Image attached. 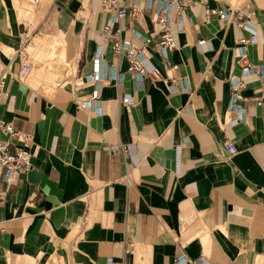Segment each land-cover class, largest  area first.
I'll return each instance as SVG.
<instances>
[{
	"label": "crops",
	"instance_id": "0c3cea01",
	"mask_svg": "<svg viewBox=\"0 0 264 264\" xmlns=\"http://www.w3.org/2000/svg\"><path fill=\"white\" fill-rule=\"evenodd\" d=\"M196 1L185 28L174 31L170 59L178 68L168 70L151 45L152 58L142 60L163 78L140 81L102 35L110 14L99 0H43L31 9L33 22L22 0H0V70H9L0 121L30 134L36 151L32 170L0 183V264H175L181 254L264 264V0H208L220 8L251 2L255 11L256 42L246 49L261 69L243 78L239 122L232 121L239 114L230 110V79L243 75L235 47L245 32L234 20L207 17L204 0ZM121 25L136 41L126 29L155 31L150 14ZM25 30L70 38L74 72L54 88L44 85L52 92L17 78ZM99 45L109 80L88 108L81 101L95 87L89 75ZM169 76L185 86L171 92ZM125 94L134 98L130 112ZM227 140L237 153L227 152ZM131 242L134 253L126 251Z\"/></svg>",
	"mask_w": 264,
	"mask_h": 264
},
{
	"label": "built area",
	"instance_id": "2783aa9c",
	"mask_svg": "<svg viewBox=\"0 0 264 264\" xmlns=\"http://www.w3.org/2000/svg\"><path fill=\"white\" fill-rule=\"evenodd\" d=\"M43 0H23L26 9L35 10ZM103 12L109 13L103 28L102 35L107 39L109 46L117 58H125L128 63V72L138 80L146 77L156 79L163 78L162 70L159 66H147L142 58H152L150 46L153 45L155 51L162 58L165 67L168 70H176L178 64L170 59V54L177 47L175 39V28L183 30L185 24L183 17L186 9L195 5L196 0H99ZM205 14L207 17L217 15L221 20L230 22L234 20L243 33L236 42L237 62L243 66V75L241 77L232 75L231 77V99L230 110L236 111L239 116L233 119V122H239L245 114V108L240 104L244 99L243 78L252 73L259 72L261 67L254 70V66L249 61L247 46L256 42V24L255 11L251 2H247L243 6L233 7L229 5L226 8L210 7L208 0H204ZM150 14L155 31L150 34H144L135 29H126V33H130L136 37L138 41L124 37V29L121 21L124 18L138 19L142 16ZM28 24V23H27ZM25 45L18 50L21 60V68L17 73L19 80L28 78L32 70L31 54L28 45L33 40L29 30H25ZM104 60L102 46L99 45L93 58V72L89 75L91 81L95 83V87L90 96L81 101L82 105L88 108H94L100 100V90L109 80V77L101 74V64ZM121 74L120 68L116 67L114 76L117 78ZM9 70L5 67L0 70V101L5 94L6 81ZM168 88L171 92H176L185 86L183 78L174 76L166 77ZM262 103L264 94L258 98ZM121 102L125 109L130 112L134 105V98L130 94H125ZM97 107V106H96ZM0 129L4 132L5 137L0 138V183L2 180L10 182L12 177L17 173H27L34 167V157L36 156L35 142L32 136L15 128L10 121H0ZM224 146L229 154L237 153V147L234 142L227 140ZM5 192L0 186V201L3 200ZM127 252H135V244L129 243ZM53 264H62L60 258H53ZM211 264L203 258L190 260L184 254L175 258V264ZM108 264H118V262L110 259Z\"/></svg>",
	"mask_w": 264,
	"mask_h": 264
},
{
	"label": "rangeland",
	"instance_id": "374dc122",
	"mask_svg": "<svg viewBox=\"0 0 264 264\" xmlns=\"http://www.w3.org/2000/svg\"><path fill=\"white\" fill-rule=\"evenodd\" d=\"M28 11L26 13L27 17H30L29 21H32L34 18L31 17V14H28ZM40 32L42 31L38 30L36 34ZM44 33L55 34V32L51 31H44ZM64 38L65 40L55 36H33V41L28 46V50L31 53L30 61L33 63V66L27 82L34 83L35 85H33L39 87L41 90L52 92L48 89L57 86L68 75L69 78L67 80H70L74 72L71 70V63L67 58V51L69 54L70 48V38L67 34H65ZM61 260L62 264H67L63 259ZM48 264L53 263L49 261Z\"/></svg>",
	"mask_w": 264,
	"mask_h": 264
},
{
	"label": "bare ground",
	"instance_id": "6f19581e",
	"mask_svg": "<svg viewBox=\"0 0 264 264\" xmlns=\"http://www.w3.org/2000/svg\"><path fill=\"white\" fill-rule=\"evenodd\" d=\"M22 1H23V0H22ZM16 2H17V1H16ZM22 7H23V6H22ZM20 10H21V8H20ZM23 11H24V10H23ZM23 14H24V12H23ZM28 14H29V15L31 14V17L33 18L34 15H33V12H31V10L28 11ZM30 54H31V53H30Z\"/></svg>",
	"mask_w": 264,
	"mask_h": 264
}]
</instances>
